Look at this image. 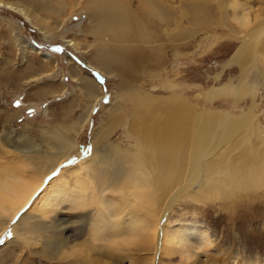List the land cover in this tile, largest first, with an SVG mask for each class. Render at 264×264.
<instances>
[{
  "label": "bare ground",
  "instance_id": "1",
  "mask_svg": "<svg viewBox=\"0 0 264 264\" xmlns=\"http://www.w3.org/2000/svg\"><path fill=\"white\" fill-rule=\"evenodd\" d=\"M168 1L169 5L167 0H82L83 10L91 21L89 28L98 36L104 35V44H134V47L122 48L100 45L97 54L100 62H88L86 67L106 73L102 62L107 65L109 56L115 57L114 60L124 58L130 67L152 69L150 65L158 66L164 49L157 43L158 38L166 30L164 25L176 22L170 10L176 7L172 4L174 0ZM260 1L264 3V0ZM56 2L62 4L60 0ZM218 2L222 22L231 21L234 28L227 27L228 31L240 37L227 61L228 67L238 69L237 82L233 85L234 103L251 94L248 109L237 116L205 109L193 113L181 98L154 99L128 85L123 100L131 104L130 114L121 111L125 116L116 119L112 117L114 111L110 110L108 122L92 135L85 157L78 158L77 140L74 142L62 135L50 143L52 152L31 151L29 146L24 149L13 147L5 141L13 151L6 153H12L21 167L0 163V236L5 229L11 228L10 237L23 242L25 234L34 228V221L39 229L45 223L56 225L68 221V217L66 221L62 218L53 220L58 213L72 214L74 220L68 225H74L77 231H87L88 242L101 244L90 253L97 254L105 247L104 256L110 258L114 254L108 252L112 246L115 249L134 248L152 252L151 264H156L166 255H172V251H178L185 264H198L196 260L191 262L193 251L208 252L212 246L207 230L198 228L200 241L193 242L190 235L196 230L194 224L178 225L169 220L174 207L185 200L197 205L208 199V194L227 193L238 185L250 186L252 177L264 179V132L255 119L252 90V86H260L261 81L264 84V8L251 11V7L240 0ZM0 7L19 14L34 29L49 27L23 5L0 1ZM194 8H200L204 19H210V7L203 2L195 4ZM48 29L50 32L51 28ZM192 36L193 32L189 31L172 35L170 39L175 43L176 38L185 40ZM14 42L22 52L27 49L38 51L21 36ZM67 42L69 46L73 44L71 40ZM40 56L46 61L51 58L44 54ZM69 60L75 63L74 59ZM249 73L251 81L246 80ZM122 75L118 72V76L123 78ZM219 78L220 73L215 74L214 82ZM81 83L85 92L99 96V90L94 92L91 83ZM223 90L211 87L199 97L211 103L226 92ZM115 103H111V109ZM93 109L91 105L81 123L78 121L79 129L88 123ZM185 119L190 121L185 122ZM116 125L126 128L127 139L135 145L133 152L122 151L108 143L107 138ZM35 157H45L50 164L33 177L28 169ZM69 159L82 160L63 168L62 164H69ZM80 247L88 246L84 241ZM80 249L78 255L91 260L86 255L88 251L85 254ZM93 264L100 263L95 259ZM215 264H222V260Z\"/></svg>",
  "mask_w": 264,
  "mask_h": 264
},
{
  "label": "rangeland",
  "instance_id": "2",
  "mask_svg": "<svg viewBox=\"0 0 264 264\" xmlns=\"http://www.w3.org/2000/svg\"><path fill=\"white\" fill-rule=\"evenodd\" d=\"M0 1L23 5L52 29L50 32L48 28H40V31L34 29L19 14L0 7V163L21 167L12 153H6L13 151L6 146L5 141L13 147L20 146L24 149L29 146L31 151L52 152L50 143L60 135L74 142L77 140L78 158L85 157L91 146L92 135L108 122L111 111H114L112 117L116 119L125 116L121 111L130 114L131 104L123 100L128 85L154 99H166L168 96L181 98L193 113L205 109L212 113L237 116L249 107L251 94L234 103L236 92L233 85L237 82L238 69L236 66L228 67L227 61L239 44L240 37L228 31L227 27L234 28L231 21L222 22L219 0L172 1L176 7L170 10L174 13L173 20L176 22L164 25L166 30L158 38L157 43L164 46L158 66L150 65L152 69L147 66L130 67L124 58H120L121 61L116 58L118 63L114 60L115 57L109 56L107 65L102 62L106 70L103 74L86 67L88 62H100L97 58L100 49L98 46L110 47L112 44L122 48L134 47V44H104V35L98 36L89 28L91 21L83 10L82 0H60L61 5L57 0ZM240 1L249 5L251 11L264 8V3L260 0ZM202 2L210 7V19H204L200 8H194L195 4ZM167 3L170 4L168 0ZM192 3L194 5L190 6ZM189 31L194 34L190 39L185 41L176 38L175 43L171 40L172 35ZM20 36L35 45L37 52L50 56V60H44L36 51L27 49L22 52L18 49L14 40ZM69 40L73 42L70 46L67 42ZM56 48L62 51H54ZM69 58L74 59L75 63ZM77 72L78 75H75ZM118 72L123 73V78L118 76ZM217 73H220V78L214 82L213 77ZM250 74L246 80L249 76L251 79ZM81 81L91 83L94 92L99 90V96L85 92ZM262 83L257 87L252 86V90L256 95L253 100L256 104L255 119L264 132ZM211 87L217 90L225 88L223 91L226 92L207 103L199 95ZM120 99L122 102H119ZM114 101V109H111ZM91 105L94 109L89 121L79 129L80 121ZM186 121L190 119H185ZM116 126L107 138L108 143L118 146L122 151L133 152L135 145L131 139H127L126 128ZM69 160V164H62L63 168L73 166L82 159ZM49 164L50 161L45 157H35L28 171L35 177ZM250 179V186L238 185L227 193L217 192L212 196L208 194V199L197 205L185 200L184 204L174 207L169 220L178 222V225L184 222L194 224L196 230L190 235L193 242L200 241L198 228H205L212 243L208 252L193 251L191 262L196 260L198 264H215L222 260V264H264V179ZM55 218H62L66 223H45L44 227L37 229V221H34V228L25 234L23 242L10 237L11 228L5 229L0 236V264H93L95 259L100 264L152 263V252H141L134 248L115 249L112 246L108 252L114 254L110 258L104 256L105 247L97 254L90 253L101 244L88 242L87 231H77V227L68 225V222L74 220L73 215L58 213L53 220ZM17 229L21 230L20 227ZM84 241L87 248L80 247ZM79 248L85 254L88 251L86 255L91 260L79 256ZM46 249H50L48 253L43 252ZM172 253L156 264H185L181 253Z\"/></svg>",
  "mask_w": 264,
  "mask_h": 264
},
{
  "label": "snow or ice",
  "instance_id": "3",
  "mask_svg": "<svg viewBox=\"0 0 264 264\" xmlns=\"http://www.w3.org/2000/svg\"><path fill=\"white\" fill-rule=\"evenodd\" d=\"M54 51H62V49H60V48H56V49H54ZM102 82V81H101Z\"/></svg>",
  "mask_w": 264,
  "mask_h": 264
}]
</instances>
